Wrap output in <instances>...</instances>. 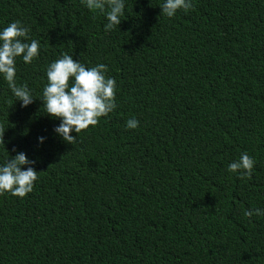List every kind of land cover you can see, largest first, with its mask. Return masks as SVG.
I'll return each mask as SVG.
<instances>
[{"label":"trees","instance_id":"16d2710c","mask_svg":"<svg viewBox=\"0 0 264 264\" xmlns=\"http://www.w3.org/2000/svg\"><path fill=\"white\" fill-rule=\"evenodd\" d=\"M164 2L124 0L105 31L81 0H0V31L20 20L40 43L17 58L18 85L42 98L65 52L117 84V107L72 145L0 75V165L24 152L40 171L24 198L0 194V264H264V216L244 215L264 209V0H192L173 17ZM243 152L251 180L228 171Z\"/></svg>","mask_w":264,"mask_h":264},{"label":"clouds","instance_id":"9594fccd","mask_svg":"<svg viewBox=\"0 0 264 264\" xmlns=\"http://www.w3.org/2000/svg\"><path fill=\"white\" fill-rule=\"evenodd\" d=\"M89 10L99 11L106 15L105 31H110L121 23L125 15L124 0H81ZM162 14L173 17L183 9L187 13L195 6L192 0H165L160 6ZM30 28L16 20L0 31V75L7 81L16 101H22L21 107H26L36 98L43 101L48 115L59 118L60 124L54 131L69 144H76L78 134L89 126H96L99 118L107 116L117 107L114 77L107 76L108 67L99 63L86 67L80 60H74L68 53L51 62L47 69V84L43 89L42 98L35 97L27 85L17 84L16 60L22 57L25 63H31L39 55L40 43L29 36ZM30 41V42H28ZM139 121L131 118L126 127L135 129ZM6 128L0 125V144H5ZM75 131L76 136L71 133ZM42 143L45 137H39ZM15 151V149H13ZM36 163L24 152H17L0 165V194L10 192L13 196L24 198L33 191L34 183L39 179V172L31 165ZM254 157L243 152L238 160L228 165V171L239 172L240 179L251 180L255 165ZM29 165L26 169L22 166ZM264 216V209L246 210L244 215Z\"/></svg>","mask_w":264,"mask_h":264}]
</instances>
